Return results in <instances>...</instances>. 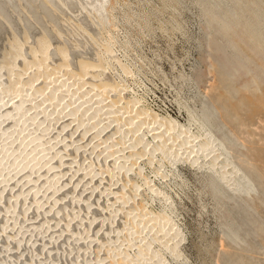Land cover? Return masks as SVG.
Instances as JSON below:
<instances>
[{
	"label": "rangeland",
	"instance_id": "rangeland-1",
	"mask_svg": "<svg viewBox=\"0 0 264 264\" xmlns=\"http://www.w3.org/2000/svg\"><path fill=\"white\" fill-rule=\"evenodd\" d=\"M74 2L73 8L61 6L64 12L57 9L66 16L61 21L57 11L33 9L28 16L0 0V61L14 51L12 68L2 66L0 73V114L12 113L17 94L31 86L53 85L81 89L84 100H93L89 107L105 116L96 139L95 132L82 136L62 108L52 143L59 151L67 140L70 148L61 146L62 161H53L61 183L52 208V200L45 201V192L47 198L51 193L44 177L53 172L30 176L27 169L14 170L13 175L19 172L14 179H1L0 207L14 203L7 211L0 208V264H153L147 247L159 249L170 239L175 250L156 255L165 264H264V0H106L97 13ZM9 40L13 51L4 46ZM77 99L75 107L82 102ZM205 108L213 112L215 140L223 135L233 140L220 171L226 165L245 167L257 186L250 195L234 200L215 194L205 165L209 158L199 164L185 159L187 146L194 153L202 149L191 142L199 129L188 115ZM111 112L122 115L128 129L117 131L108 119ZM7 119L0 120L1 143L11 134L3 131L12 127ZM129 119L136 121L128 122L130 129ZM134 131L142 136L131 146L135 154L126 147ZM155 131L164 151L155 146ZM37 186L43 196L38 192L36 200L44 202L46 216L34 211ZM14 215L25 231L19 224L9 230L6 222ZM230 225L242 227L236 242L227 238Z\"/></svg>",
	"mask_w": 264,
	"mask_h": 264
},
{
	"label": "bare ground",
	"instance_id": "bare-ground-1",
	"mask_svg": "<svg viewBox=\"0 0 264 264\" xmlns=\"http://www.w3.org/2000/svg\"><path fill=\"white\" fill-rule=\"evenodd\" d=\"M219 1V0H218ZM225 1V0H223ZM258 1V0H257ZM2 2V1H1ZM5 2L7 3L6 5L8 6V4L12 5L13 7H17L19 8V10H23L27 11V13L29 14L28 16H30L32 13V10L35 9V10H39V11H42L43 14H45L44 12H47V15L49 12L51 11H54L53 13H55L57 11V9L60 7V8H73L72 5H75L76 2H74V0H5ZM79 2V7L78 8H81V9H90L94 11V13L98 12L101 8V6H103V4L106 2V0H78ZM228 3V2H227ZM212 4V3H211ZM217 4V3H216ZM5 5V4H4ZM5 5V6H6ZM71 5V6H69ZM221 5V3H220ZM62 6V7H61ZM77 6V4H76ZM206 6V5H205ZM2 7V6H0ZM9 7V6H8ZM7 7V8H8ZM28 7V8H27ZM250 7V6H249ZM5 7H3L2 9H4ZM5 9V10H9L8 9ZM59 8V9H60ZM63 11H60L61 12H64L66 11L65 9H63ZM77 8V7H76ZM74 7V9H76ZM12 9V8H11ZM10 9V10H11ZM228 9V8H227ZM50 10V11H49ZM61 10V9H60ZM77 10V9H76ZM6 11V12H7ZM49 11V12H48ZM82 11V10H81ZM4 12V13H6ZM14 12V11H13ZM58 12V11H57ZM223 12V11H222ZM3 13V12H1ZM12 13V12H11ZM17 13H18V10H17ZM59 12L56 14V16H58L60 14ZM20 16L22 14V12L19 13ZM54 14V15H55ZM64 14V13H63ZM236 14V13H235ZM15 15V14H14ZM47 15L45 16V18L47 17ZM61 15V14H60ZM59 15V16H60ZM18 16V15H17ZM34 16V15H33ZM50 16V15H49ZM48 16V17H49ZM62 16V15H61ZM68 16V15H67ZM97 18L98 16H100V14H96ZM11 17H13L11 15ZM66 17V16H65ZM64 17V18H65ZM79 17V16H78ZM95 17V16H94ZM3 18V16L1 17V19ZM64 18L63 16L60 17V20L63 19L64 21ZM19 19V17L17 18ZM16 19V20H17ZM31 19V18H30ZM49 19V18H47ZM67 19V18H66ZM3 21V19H2ZM33 21V20H31ZM50 21V20H49ZM62 21V20H61ZM97 21V20H96ZM48 22V21H47ZM74 22V21H73ZM20 23V22H19ZM22 23V22H21ZM35 23V21L33 22ZM98 23V22H97ZM36 24V23H35ZM50 24V23H49ZM22 26V25H21ZM39 26V25H38ZM48 26V25H47ZM11 27V26H10ZM36 27V26H35ZM53 27V26H52ZM51 27V28H52ZM55 27V26H54ZM53 27V28H54ZM7 28V27H6ZM11 29V28H10ZM14 29V28H13ZM25 29V28H24ZM56 29V27H55ZM6 30V29H5ZM39 30V28H38ZM42 30V29H40ZM57 30V29H56ZM55 30V31H56ZM13 32V31H12ZM42 32V31H41ZM54 32V31H53ZM15 33V32H14ZM17 33V32H16ZM40 33V32H38ZM4 34V33H3ZM13 34V33H12ZM43 34V33H42ZM68 34V33H67ZM7 35V34H6ZM15 34H13L12 36H14ZM17 35V34H16ZM21 36V35H20ZM18 37V35L16 36ZM23 37V36H22ZM26 37V36H25ZM37 37V36H36ZM41 37V36H40ZM43 37V36H42ZM41 37V39H42ZM46 37V36H45ZM44 37V38H45ZM4 39V37H3ZM19 39V37H18ZM12 42L13 45L14 43L16 44L17 43V40ZM39 40V39H38ZM37 40V41H38ZM47 40V39H45ZM43 42L42 40V43L44 44L48 41H45ZM6 42V41H5ZM8 42V41H7ZM20 42H21V39H20ZM19 42V44H20ZM60 42V40H59ZM18 44V43H17ZM45 44V45H46ZM60 44V43H59ZM40 47V44H38ZM44 45V46H45ZM4 46H8L9 48L12 46H10V40H9V44L8 45H4ZM16 46V45H15ZM18 46V45H17ZM42 45V47H44ZM41 47V49H42ZM10 48V49H11ZM14 48V46H13ZM12 48V49H13ZM18 48V47H15V49ZM64 48V47H63ZM222 47H220L221 49ZM3 49V48H2ZM11 49V50H12ZM39 49V48H38ZM7 50H9L7 48ZM10 51V50H9ZM13 51V50H12ZM4 52H5V49H4ZM11 52V51H10ZM8 53L7 52V56H5L6 58H4L3 55H6L3 54V58L4 60L0 61V73H1V70H2V66L6 69V70H10L12 68V63L10 61V58H11V55L12 53L14 52H11V53ZM235 56V55H234ZM237 57V56H236ZM2 58V59H3ZM220 59V58H218ZM223 59V58H222ZM222 59H220L222 61ZM231 62V61H230ZM235 62V61H234ZM226 64V63H225ZM236 64V63H235ZM234 64V65H235ZM226 66V65H225ZM232 67V66H231ZM235 68V66H234ZM223 69V68H222ZM236 69V68H235ZM232 70V69H231ZM234 70V69H233ZM237 70V69H236ZM230 71V70H229ZM233 72V71H232ZM234 74V72L232 73ZM52 81V80H51ZM58 82V81H57ZM60 84V83H59ZM32 85V84H31ZM48 85H52L51 83L48 84ZM61 85V84H60ZM47 86V85H46ZM45 86V87H46ZM32 88H29L26 90L25 93H22V94H17V100L18 102H15L13 107H15L16 105V108L13 109L12 107V113L10 114H7L4 113L3 114H0V120L3 119V118H11V125L12 127H8V130L5 129L3 130L5 133L7 132H11V134L5 138V141L1 143V138H0V181H2L4 178H6L7 176H10L9 178L12 180L16 177V175L19 173H17L16 175H13V171L14 170H19L20 173H21V170L23 169H27V171H29L30 173V176H32V174L34 175L35 174H39V176L41 175V171L42 169H46L47 173L50 174V172H53L54 170H56V166L54 165L55 162L53 163L54 160H58L59 161H62V159H59V156H60V153L61 151L64 149L61 150V146L64 147L67 143V140H65L66 142L64 141H60V142H64L66 143L65 145H61V143L59 142L58 144H60V149L59 151H56L55 148L57 146V142L54 144L52 143L54 141V137L52 138V133L53 131L55 130V126L57 125V120L58 118L60 117V115L63 113L64 114V110L69 113L71 115L70 118H68L69 120H71L72 123H76L77 125V128L76 129H81L82 130V136H85L87 134H90L91 132H95L94 134V138H98L97 133L98 131L100 130L99 128L101 127V125L104 126V124H101L103 123V119H104V114L102 111H96L94 109V106L93 108L89 107V104H91L93 102L92 99H87V100H84V95H80L81 93H79V91L81 90H77L74 88V90H68L65 88V86H59V88H54L53 85H52V88H50V86H48L46 88V90H42V89H39V90H36L37 88H33V86H31ZM38 87V86H37ZM67 87V86H66ZM79 89V88H77ZM84 90V89H83ZM81 92V91H80ZM86 92V91H83V93ZM71 93H73L71 95ZM86 94V93H85ZM92 94V93H91ZM79 95L81 96L80 98L83 99V101H79L77 98L79 97ZM92 96V95H91ZM15 97V95H14ZM22 97V100L20 102V98ZM87 98V97H86ZM89 98V97H88ZM77 99L78 100V104L81 102V104H79V106L75 107V102L74 100ZM25 100V101H24ZM22 101H24V103H22ZM104 102V100H103ZM11 104V103H10ZM9 104V105H10ZM63 104V105H62ZM102 102L101 101H95V108H100ZM105 104V103H103ZM8 105V107H9ZM74 105V107H73ZM100 106V107H99ZM109 106V105H107ZM71 107V108H69ZM62 108H65L64 110ZM68 108L70 109L68 111ZM122 108V107H121ZM1 109V108H0ZM8 109V108H7ZM109 109V108H108ZM107 109V110H108ZM112 109V108H111ZM10 110V108H9ZM106 110V111H107ZM8 111V110H7ZM125 111V110H124ZM97 112V113H96ZM122 112H123V109H122ZM121 112V113H122ZM2 113V112H0ZM66 113V114H67ZM109 113V112H108ZM112 113V112H111ZM127 113V112H126ZM130 113V112H129ZM62 114V115H63ZM65 114V115H66ZM68 114V116H69ZM123 114V113H122ZM213 112L211 109L209 108H205L202 110V112H200L199 114H195V113H189L188 115V121L190 123H194L196 125V127H198L199 129V134L198 136H196L195 141H192L193 143H195L196 145H198L199 147H202V149H200L197 153H194L193 150L191 148H189L187 146L186 150L188 151V154L186 156V160L189 161L191 159V161H193V163L195 162L196 164L198 163V161L201 160V158H209L207 159V162L205 165H207V169H208V180H209V187H211V189L213 190V192L215 194H220V195H224V194H230L231 195V198L236 200L237 198L239 197H244V196H248L250 195L251 193L254 192V189L257 190V186H256V183H255V179H254V176L251 174V172H249L245 167H243L241 170H236L235 167H232L230 165H226L224 166V170L221 172L220 169L223 168L221 167V161L223 158L229 156L230 154V149L233 148V140L228 137V136H224L223 135V138L220 139L219 141L218 140H215L216 138H214V134H213V131H212V126H211V116H212ZM107 115V114H106ZM115 114L112 113V115L108 118L110 119L111 121H113L112 123H117L116 125V130L118 131L119 129L118 128H124V117L120 114L119 115H115ZM124 115V114H123ZM131 114H129L130 116ZM126 116V115H124ZM128 116V115H127ZM126 116V117H127ZM63 117V116H62ZM133 117H134V114H133ZM132 117V118H133ZM129 117H127L126 119H128ZM7 119V120H8ZM60 119V118H59ZM131 119V118H130ZM129 120H126L125 123L127 125V127L129 126L128 122L132 125L136 124V121L134 119H132V121ZM6 120V121H7ZM65 120V119H64ZM137 120V119H136ZM5 121V122H6ZM68 121V120H67ZM106 121V120H105ZM65 122V121H64ZM173 122V120H172ZM9 123V122H8ZM67 122H65L66 124ZM107 123V121H106ZM3 124V123H2ZM64 124V127L66 128H69V126H67V124L65 125ZM120 124L121 127L119 126ZM10 125V124H9ZM8 125V126H9ZM10 125V126H11ZM68 125H69V121H68ZM125 125V126H126ZM191 125V124H190ZM59 126V125H58ZM61 127H63L62 125H60ZM75 126V125H73ZM60 127V128H61ZM63 127V128H64ZM1 128V127H0ZM10 128V129H9ZM61 128V130H64L66 128ZM73 129L75 127H72ZM126 128V127H125ZM124 128V129H125ZM166 128V127H165ZM72 129V131H73ZM128 129V128H126ZM129 129H130V126H129ZM135 129V127H134ZM45 130V131H43ZM60 130V131H61ZM68 130V129H67ZM70 130V129H69ZM115 130V131H116ZM133 130V129H132ZM59 131V130H58ZM75 131V130H74ZM152 131V130H151ZM197 131V130H196ZM65 132V131H64ZM135 132V131H134ZM159 132V131H158ZM158 132L155 131V138L157 139L159 137L160 134H158ZM56 133V131H55ZM54 133V134H55ZM59 133V132H58ZM80 133V132H79ZM133 133V132H132ZM167 133V132H166ZM165 133V134H166ZM60 134V133H59ZM72 134V133H71ZM75 134V132H74ZM68 135V134H66ZM77 135V134H76ZM80 135V136H81ZM153 135V134H152ZM71 136V135H70ZM69 136V137H70ZM79 136V134H78ZM81 136V137H82ZM157 136V137H156ZM66 137V136H65ZM65 137L63 136V138L65 139ZM80 137V138H81ZM93 137V135L91 136ZM132 140H130V145L129 146H126V144H124L127 148H129L131 151H133L132 153H137L135 150V148H132V147H135V145L137 144L138 145V142L141 141V134L139 132H135L132 136ZM167 137V136H166ZM58 138H60V136H58ZM76 138V136H75ZM80 138H76V139H79ZM102 138V137H101ZM162 138V137H161ZM193 138V137H192ZM100 139V138H99ZM144 139V138H143ZM63 140V139H62ZM84 140V139H83ZM163 140V139H162ZM56 141V140H55ZM75 141V139L73 140ZM77 141V140H76ZM75 141V142H76ZM99 141V140H98ZM143 141V140H142ZM156 141V140H154ZM206 141H208L209 144H206L205 147H203V145L206 143ZM78 142V141H77ZM76 142V143H77ZM82 142V141H81ZM80 142V143H81ZM100 142V141H99ZM98 142V143H99ZM215 142V143H214ZM63 143V144H64ZM97 143V142H96ZM142 143V142H141ZM140 143V144H141ZM155 143V142H154ZM73 144V143H72ZM95 144V143H94ZM139 144V145H140ZM69 145V146H68ZM66 145L67 148L69 147L70 148V144ZM76 145V144H75ZM74 145V146H75ZM80 145V144H79ZM79 145H76L78 147H76L77 149L79 148ZM82 145V144H81ZM128 145V144H127ZM144 145V144H142ZM65 146V148H66ZM132 146V147H131ZM155 146L156 148H158V150L161 152V151H164L165 148L164 147V143L161 142L160 140L157 139V142L155 143ZM73 147V146H71ZM97 147V146H96ZM125 147V148H126ZM143 147V146H142ZM59 148V147H58ZM76 148H73V150L75 149L76 151ZM95 148V147H94ZM119 148V147H118ZM214 148L216 150H214ZM96 149V148H95ZM208 149H211L210 153L208 154L207 153V150ZM117 150V149H115ZM119 150H122V149H119ZM215 152H214V151ZM60 152V153H58ZM118 152V150H117ZM121 151H119V154H120ZM126 152V151H125ZM123 153V152H122ZM116 154V153H115ZM162 154V153H161ZM122 160V159H121ZM120 159L116 160V161H121ZM196 160V161H195ZM206 160V159H205ZM204 161V160H202ZM113 162V161H112ZM119 163V162H118ZM116 162V167L117 165L119 166L120 163L118 164ZM57 164V163H56ZM113 164V163H112ZM199 164V163H198ZM204 164V163H203ZM202 164V165H203ZM55 166V167H54ZM114 167V166H113ZM83 169V168H82ZM238 169V168H237ZM87 171V173H91V170L88 169H85ZM44 173V171H42ZM46 173V174H47ZM54 173V172H53ZM52 173V174H53ZM45 174V175H46ZM51 174V175H52ZM55 174V175H54ZM52 175L51 178L49 179H46L44 181H46V183H48V191H50L51 195L50 197L48 196L47 198V194L45 192L44 194V197L47 199H45V201H49V200H52V205L51 203H49V206L50 208H52V206L54 205L53 204V201L55 200L54 197H56V192L54 191L58 186L59 184L61 183V179L59 178L58 179V176H59V173H54ZM25 175V174H24ZM27 177V175H25ZM36 176V175H35ZM44 176V174H43ZM47 176H49L47 174ZM25 177V178H26ZM43 178V177H42ZM43 178V179H44ZM62 178V177H61ZM2 179V180H1ZM24 179V177H23ZM22 177L20 179L23 180ZM58 179V180H57ZM66 179V178H65ZM69 178H67L68 180ZM10 180V181H11ZM42 181V180H41ZM43 181V184H46L45 182ZM63 181V180H62ZM64 182V181H63ZM41 187L42 184L40 185ZM38 187L39 189H35L33 192H32V202H33V206L35 207V212H37L38 214H44L45 216L48 215L50 212H48V210L44 211V209H47L45 207H43L45 204L42 203L41 199H37L36 198H39L37 197V193H41L42 194V191L41 190V187ZM50 187V188H49ZM135 187V186H134ZM91 188V187H90ZM89 188V189H90ZM34 189V188H33ZM135 189V188H133ZM34 193V194H33ZM12 194V193H11ZM43 196V194L41 195ZM13 197V196H11ZM226 198V197H225ZM231 198H228L229 200ZM12 199V198H10ZM44 199V198H43ZM221 200V199H220ZM44 201V200H43ZM7 202V200H6ZM165 202V201H164ZM222 202V201H221ZM5 203V202H4ZM7 207H6V210H4V207H0L2 208L3 210L2 211H7L8 209H10L13 205V200H11L10 204L9 202H7ZM166 203V202H165ZM3 205V204H2ZM23 206V205H22ZM47 206V207H48ZM164 206V205H163ZM21 207V206H20ZM48 207V208H49ZM165 207H166V204H165ZM164 208V207H163ZM167 208V207H166ZM21 209V208H20ZM233 209V208H232ZM50 210V209H49ZM56 210V209H55ZM164 210H166L164 208ZM163 210V211H164ZM18 211V210H17ZM20 213L21 210H20ZM65 214V213H64ZM17 215V214H16ZM43 215V216H44ZM53 215L55 216V214L53 213ZM12 218H10V220L8 222H6L7 224V227L9 228L10 230V227H12V231H14L15 229V225L16 224H19L20 226V229H23V231H25V227L24 225L20 224V221L17 220V218L14 216H11ZM42 219L45 218V217H41ZM40 219V218H39ZM63 219V218H62ZM26 221V220H25ZM43 224V221L40 220ZM57 221V220H56ZM29 222V221H28ZM31 222V221H30ZM29 222V223H30ZM45 222V221H44ZM54 222V221H53ZM250 222V221H249ZM40 223V222H39ZM58 223V222H56ZM30 227V226H28ZM27 228V227H26ZM234 227L232 225H230L227 229H226V235H227V238L232 241V242H236L239 238V231L241 230V226H238V228L235 230L233 229ZM31 229V228H30ZM33 231H37L39 233V229H33ZM36 232V233H37ZM12 233V232H11ZM28 233V232H27ZM59 234V233H58ZM65 234V233H64ZM167 234V231L164 232L163 236ZM12 235V242L14 241V239L16 238L15 235H13V233L11 234ZM60 236V235H59ZM11 245V244H10ZM11 247V246H10ZM159 249H150V246L147 247V250H149L150 253H152V256L155 260V262L153 264H165L164 262L162 263V260H160V258L156 257V255H159L163 249L165 251H169V250H175L173 248V240L170 239L168 241H164V242H161L159 243ZM16 248H18L16 246ZM154 248V247H152ZM156 248V247H155ZM158 248V247H157ZM15 249V248H14ZM18 249H16L15 251H17ZM3 259V258H2ZM1 260V259H0ZM160 261V262H159ZM3 264H8L6 263V260L3 261ZM14 264V263H13ZM17 264V263H16ZM24 264V263H23ZM28 264V263H27ZM32 264V263H31ZM98 264V262H97Z\"/></svg>",
	"mask_w": 264,
	"mask_h": 264
}]
</instances>
